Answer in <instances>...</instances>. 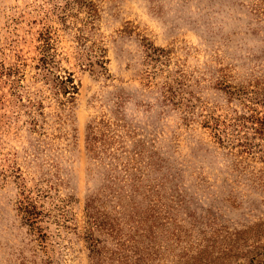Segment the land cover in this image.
<instances>
[{
    "label": "rangeland",
    "instance_id": "374dc122",
    "mask_svg": "<svg viewBox=\"0 0 264 264\" xmlns=\"http://www.w3.org/2000/svg\"><path fill=\"white\" fill-rule=\"evenodd\" d=\"M87 1L0 0V264H264V0Z\"/></svg>",
    "mask_w": 264,
    "mask_h": 264
},
{
    "label": "trees",
    "instance_id": "16d2710c",
    "mask_svg": "<svg viewBox=\"0 0 264 264\" xmlns=\"http://www.w3.org/2000/svg\"><path fill=\"white\" fill-rule=\"evenodd\" d=\"M72 1L80 4V6L82 4L84 7H87V9H88L87 12L88 11L91 12L92 3L90 1H87V0H72ZM55 86H57V91L59 93H62L65 96H69L70 98H72L73 92H76V89H77V86L74 83L73 77L69 73L67 75H58ZM65 102L70 103V102H72V100H70L68 97H66ZM65 102H61V103H63V105H64ZM23 211L25 212V216H27V220L31 221L30 216L33 215L32 212L28 211L26 209V206H23ZM93 223L94 224L97 223L96 219L93 220ZM109 227L111 230L112 228L110 225H109ZM91 245H96V240H95V242L93 241Z\"/></svg>",
    "mask_w": 264,
    "mask_h": 264
}]
</instances>
